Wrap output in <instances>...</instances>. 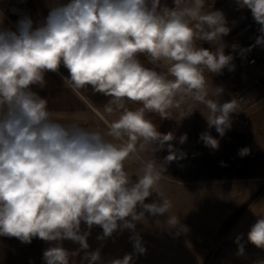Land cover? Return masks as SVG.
<instances>
[{
	"label": "clouds",
	"instance_id": "clouds-1",
	"mask_svg": "<svg viewBox=\"0 0 264 264\" xmlns=\"http://www.w3.org/2000/svg\"><path fill=\"white\" fill-rule=\"evenodd\" d=\"M205 3L70 0L52 6L35 28L29 17L20 19L15 31L0 22V236L26 244L33 238L50 242L52 246L43 252L44 264H75L72 258L80 251L84 252L80 264H98L100 250L87 251L94 225L103 229L100 240L117 230H131L130 239L141 254L146 249L136 226L147 221L146 213L167 214L166 228L175 229L176 235L188 231L179 217L169 215L172 201L160 188L164 164L143 155L165 146L166 162L184 154L178 157L170 143L176 139L174 133H161L146 113L167 119L171 109L192 100L208 109L204 117L209 128L223 136L231 127L237 100L221 102L223 88L210 90L205 75L235 69L233 56L225 54L221 41L231 29L223 12L206 11ZM237 3L251 10L262 34L255 43L264 45V0ZM198 42L219 44L210 50ZM250 50L251 46L242 53ZM140 57L166 70L147 67ZM61 65L69 74L62 78L64 84L73 92L91 87L93 93L109 97L103 111L118 116L104 119L106 131L77 121H57L48 101L32 90L33 85L43 87L45 73H58ZM128 103L140 106L130 109ZM201 139L206 146L219 147L208 133ZM186 140L183 134L179 143ZM248 151L244 148L238 154ZM133 161H140L135 173L128 170ZM153 194L158 200L146 203ZM82 222L87 225L83 232ZM241 239L238 236L236 242L242 256ZM247 239L264 249V215L257 216ZM65 240L79 244V249L68 251ZM132 260L126 254L108 264H132Z\"/></svg>",
	"mask_w": 264,
	"mask_h": 264
},
{
	"label": "crops",
	"instance_id": "crops-1",
	"mask_svg": "<svg viewBox=\"0 0 264 264\" xmlns=\"http://www.w3.org/2000/svg\"><path fill=\"white\" fill-rule=\"evenodd\" d=\"M69 2L70 0H0V22L3 27L15 31L17 22L23 17H29L33 22V28H35L43 23L52 6ZM68 75L67 69L61 65L58 73H45L43 87L33 85L32 90L48 101V108L53 112V118L57 121L62 123L77 121L84 127L98 130V125L94 121L97 119L96 112H99L93 102H98L100 106L104 107L109 97L93 93L91 87L81 90L80 94L73 92L62 79ZM214 81H216V87L223 88L221 101L236 99L241 104L246 99V105L237 109L238 112H234L236 124L226 129L225 134L221 137L234 134L264 136V83L262 80L255 83L260 85L255 88H248L246 83H243L242 77L238 82L233 81L230 76L222 80L209 78L208 82L213 83L211 88L215 87ZM249 83L247 82L248 85ZM237 91L243 93V101L238 100ZM212 98L216 97L212 96ZM252 106L256 109L253 113L251 111L249 118L245 120L241 112ZM127 107L134 109L138 106L128 103ZM150 120L153 121V119ZM153 123L155 124V122ZM156 126L161 133L166 132L165 126L163 127L161 123L159 125L156 123ZM209 129L216 131L215 127H208L207 130ZM217 134L219 133L217 132ZM151 153L149 151L144 155L150 157ZM163 154V150L157 151L155 157H162ZM128 170L130 172L129 166ZM239 176L241 175L216 176L217 178L214 179H203L207 181L200 182L202 183L200 185L188 184L185 186L183 193L186 194V202L182 205H184L186 216L183 225L187 226V232L176 235L175 229H167L164 223L167 214L155 217L153 222L142 226L152 232V236L141 231L142 223H139L137 232L141 238H224L221 249L212 256L208 264H259L264 261V249L256 248L248 242L247 233L257 216L264 215V173L249 177ZM162 178L160 181L161 191L166 198L172 201L169 215L178 217V202L175 199L177 186H174L176 183L163 170ZM155 200H158L156 195ZM156 219L161 221L158 225L155 223ZM98 227L97 225L92 227L91 234L87 239L89 247H93V251L97 250V237L103 233ZM85 230H87V225L82 222L81 231ZM238 236L242 237L240 244L244 246L242 256L238 255L239 244L236 242ZM130 237V230L125 229L117 230L108 238ZM65 242L69 243V246L63 247L70 249L71 252L80 247L79 244L70 240H65L62 243L65 244ZM50 246H52L50 242L39 238H33L30 244H26L15 237L0 236V264H44L43 252ZM80 253L82 251L76 256L78 259H82ZM217 254L219 255L216 257Z\"/></svg>",
	"mask_w": 264,
	"mask_h": 264
},
{
	"label": "rangeland",
	"instance_id": "rangeland-1",
	"mask_svg": "<svg viewBox=\"0 0 264 264\" xmlns=\"http://www.w3.org/2000/svg\"><path fill=\"white\" fill-rule=\"evenodd\" d=\"M162 3H167L172 6V0H162ZM205 10H219L222 11L227 26L231 29L229 34L221 38L222 43L225 45L224 51L226 55L232 53L233 45L232 40L229 39L230 35L239 34L243 35L244 24L252 17L251 10L248 8H241L237 0H206ZM200 46L215 50V46L219 42H215L214 45L209 42H198ZM141 61L145 66L155 68L158 71L166 70L163 65L150 64L145 57H140ZM235 65L233 71H229L228 68L223 69L225 76L221 74H211L205 72L206 77L214 80L227 79L231 77L233 81L239 80L240 77L244 79L243 83H246L248 88L260 87L259 84H255V78H260L264 83V65H259L256 69L252 67H245L240 64L232 63ZM254 69V70H252ZM247 82H250L249 85ZM216 81H214V86ZM209 89L213 86L212 82H208ZM216 87V86H215ZM235 87V86H234ZM237 88V86L235 87ZM233 90V95H234ZM210 98L212 95L210 94ZM223 102V101H221ZM238 102V101H237ZM246 99L243 103L238 102L237 109L241 106L246 105ZM93 105L98 112H96L97 119L94 121L98 125V130L101 132L106 131L104 119L113 120L118 116V113L109 115L104 113L102 106L98 102H93ZM138 107L140 105L135 104ZM256 109L254 106L248 107L241 113L244 119H248L250 113ZM208 115V109L204 104L186 100L185 103L181 104L179 108H173L170 110V118L161 119L156 113H146L148 119H157V123H161L166 128V133L173 132L176 139L171 141L174 149L177 150V155L183 153V158H178L172 162H166L165 157L169 154L167 146L163 149L164 154L156 156L155 153H151L150 157L145 156L144 158L157 160L165 166V173L167 176L172 177L177 186L175 189V199L178 202V217L180 218L181 224L185 223V211L184 204L186 202V194H184V188L188 184L200 185L207 180L203 179H214L219 170H224V174L229 175H241L242 177H249L254 175H261L264 173V136L258 137L252 134L247 136L234 134L225 135L221 137L215 130L209 129L206 118ZM187 116V117H185ZM205 116V117H204ZM151 117V118H150ZM185 117V118H184ZM231 125L236 124L234 119V113L230 114ZM203 133L210 134L213 138L219 141V147L213 149L210 146H206L205 142L201 139ZM183 134H187V140L185 143H179V138ZM247 148L250 153L245 156H240L238 153L241 149ZM228 161L226 167L221 168L219 162ZM219 161V162H218ZM250 162V163H249ZM140 165V161H133L129 167L130 172L135 173ZM249 172L248 174H244ZM239 176V177H241ZM208 177V178H207ZM210 177V178H209ZM217 178V177H216ZM135 179V177H133ZM163 179V178H162ZM203 180V181H202ZM153 194L146 199V203H152L155 200ZM140 209H138L139 211ZM147 221L142 223L148 225L154 221L153 216L146 213ZM139 223L136 226V232L138 231ZM98 228H101L100 226ZM103 231V229L101 228ZM141 231L152 236V232L142 227ZM139 233V232H138ZM131 236L133 235L130 230ZM224 238H142V246L146 251L141 254L134 248V244L130 238H105L103 240L98 239L97 249L100 250L101 261L98 264H108L111 259L123 258L126 254H131L133 257L132 264H208V261L212 259L220 249ZM69 246V243H63V246ZM70 251V249H67ZM78 249H74L77 251ZM93 251V247L87 250ZM71 252V251H70ZM84 256V252L80 253ZM219 254L216 255V257ZM215 257V258H216ZM75 263L80 264L81 258H73ZM85 264L87 262L85 261Z\"/></svg>",
	"mask_w": 264,
	"mask_h": 264
},
{
	"label": "built area",
	"instance_id": "built-area-1",
	"mask_svg": "<svg viewBox=\"0 0 264 264\" xmlns=\"http://www.w3.org/2000/svg\"><path fill=\"white\" fill-rule=\"evenodd\" d=\"M260 25L257 24L253 16L248 19L244 24L243 35L239 34L230 35L229 39H234L232 42L237 46L236 49L232 50L231 55L233 56L232 63L240 64L245 67H257L264 65V45H256V39L262 35L259 31ZM251 46L250 51L242 50L248 49ZM222 76H225V71L222 70ZM255 83H259L260 79L255 78ZM237 98L239 101H243L244 95L241 91H237Z\"/></svg>",
	"mask_w": 264,
	"mask_h": 264
},
{
	"label": "trees",
	"instance_id": "trees-1",
	"mask_svg": "<svg viewBox=\"0 0 264 264\" xmlns=\"http://www.w3.org/2000/svg\"><path fill=\"white\" fill-rule=\"evenodd\" d=\"M152 122H155V124L157 123V119H155V120H153ZM160 123H158V125H159ZM250 153V151H248V154ZM245 156V155H244ZM219 162V161H218ZM228 161H223V162H219V166L221 167V168H223V167H226V165H228ZM250 163V162H249ZM224 170H219V172L216 174V176H222V175H229V174H224V172H223ZM244 174H248L249 175V172H245Z\"/></svg>",
	"mask_w": 264,
	"mask_h": 264
}]
</instances>
